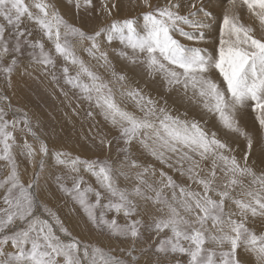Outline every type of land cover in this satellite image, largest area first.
<instances>
[{
  "label": "snow or ice",
  "instance_id": "snow-or-ice-1",
  "mask_svg": "<svg viewBox=\"0 0 264 264\" xmlns=\"http://www.w3.org/2000/svg\"><path fill=\"white\" fill-rule=\"evenodd\" d=\"M142 2L150 9L142 17L121 18L114 15L118 12L116 0H100L99 9L93 0H73L77 12L82 9L91 14L96 9L102 16L101 25L89 32L70 23L49 0H0V20L4 21L0 23V61L11 57L2 70L10 83L11 73L27 58L46 72L51 69L53 79H57V58L62 59L60 78L88 105L87 115L102 117L115 130L110 139L101 136L99 143L109 150L115 143L122 155L116 172L107 159L70 158L61 152L55 156L57 165L69 169L67 178L72 180L67 186L65 177L56 176L59 191L79 206L97 230L133 241L142 236V229L155 233L160 238L156 251L172 256V264H241L238 249L253 253L256 264H264V233L257 234L248 226L249 217H264V168L258 175L249 163L253 140L239 126V113L250 104L264 129V35H254L255 30L241 21L235 0H231L220 22L219 46L213 56L198 46L210 37L206 30L217 19L213 0L208 4L167 0L164 6L155 7L150 0ZM215 2L223 8L225 0ZM241 3L258 18L264 31V0ZM25 20L37 26L38 38L22 26ZM105 20L108 23H103ZM177 34L189 43H182ZM45 41L52 48H46ZM114 41L123 46L117 55L127 62L119 72L104 47ZM77 44L111 75V80H105L78 56ZM24 67L27 70L28 66ZM213 70L221 81L211 77ZM141 73L143 84L138 79ZM156 76L166 92L175 90L177 98L191 93L189 99L197 100L203 110L199 118H189L187 111L174 115L167 98H153L147 91V78L154 82ZM208 115L223 129L244 136L248 152L238 159L233 145L207 127ZM7 116L5 107L0 106V161L10 168L0 179V264H138L135 248L123 259L98 247L90 252L89 245L76 238H61L60 234L71 237V233L42 203L45 188L39 172L25 183L12 150L21 120V131L39 141L43 156L49 152L47 143L33 131L26 114L21 120ZM24 147L27 157L36 154L27 141ZM146 157L178 172L196 189L178 184L163 169L156 179L158 170ZM205 161L209 162L207 167ZM82 168L96 178L103 192L86 184L79 174ZM39 169H44L43 159ZM118 177H123L124 188L118 185ZM246 177L251 178V186L244 183ZM237 188L239 193L234 194ZM141 201L158 205L161 218L150 223L134 219ZM108 213L122 214L126 223L119 224L115 216L109 219ZM166 231L170 234L162 236Z\"/></svg>",
  "mask_w": 264,
  "mask_h": 264
},
{
  "label": "rangeland",
  "instance_id": "rangeland-1",
  "mask_svg": "<svg viewBox=\"0 0 264 264\" xmlns=\"http://www.w3.org/2000/svg\"><path fill=\"white\" fill-rule=\"evenodd\" d=\"M25 2L31 3V0H25ZM49 2L55 3L57 8L70 23L82 26L89 32H91V30L97 25H101L98 22L100 20L102 21V17H100L101 15L98 16L96 11V9H99L100 7V0H93L96 9H94L91 14L85 13L82 9L77 12L73 0H49ZM150 2L153 7L157 5L164 6L167 3V0H150ZM200 2L208 4V0H200ZM116 3L118 9L120 8L119 4H121V6L123 5V10L125 8L127 9L129 6L131 8L135 6L133 13L126 9L123 13L118 11L117 14L121 18H140L143 13L150 10L143 6L142 0H116ZM230 6L231 0H225L223 8L213 0L212 7L217 19L213 22V26L206 30L210 33V37L207 38L205 42L198 45L205 48L210 55H217L220 40V22L224 12L228 10ZM197 7H199V3H197ZM235 9L239 13L241 21L246 25H250L255 30L254 35L257 37L264 35V31L260 29L258 18L248 12L246 6L241 3V0H235ZM134 12H136V14H134ZM67 13H69L70 16ZM0 23H4V21L0 20ZM103 23H108V21L105 20ZM22 26L28 27V29L33 32L34 37H39L40 33L35 24L25 20L24 25ZM184 27L185 30H191L187 26ZM176 38L182 43H189L183 37L179 36V34L176 35ZM45 43L46 48H52L50 42L45 41ZM104 47L109 52V58L115 65L117 72H119L121 67L127 63L123 58L117 55L123 46L120 45L118 41H114L111 45L105 43ZM76 51L78 56L89 64L94 71L103 76L105 80L112 79L111 75L103 68L99 67L97 61L92 59L79 44L76 46ZM110 51L113 53L110 54ZM10 59L11 57H5L3 61H0V97H7V99H0V106L5 107L8 112V119L16 118L17 120H21V117L26 114L27 119L31 122L33 131L37 133L41 140L47 143L49 149L47 156H43V154L39 152V141H34L31 133L26 130L21 131V129L24 128L23 121L21 120V123L18 124L17 129L14 132L16 144L12 149L18 165V172L20 176L21 174L25 175L23 181L26 179V174H29L31 171L29 168L30 165L34 166V172L30 177L31 180L34 174L39 172L41 183L44 184L45 188V191L41 193V201L64 222L65 227L71 233V237L60 233L58 234H60L61 238L66 241L71 238H76L81 241L82 245H89L90 252L92 248L98 247L105 253L123 259H128V251L135 248L136 251L133 252V255L139 257L138 264H155L157 260L163 257V254L156 251L160 238L156 237L155 233H150L142 229V236L133 241L132 238L114 236L107 230H97V228L87 220V217L83 214L82 210H80L79 206L61 193L57 187L56 176L65 177L67 186H71L72 184V180L67 178L69 175V169L66 166L56 164L55 156L57 152L67 153L70 158L79 156L84 160L107 159L112 164L114 172L119 170L121 167L120 162L122 160V155L117 152L115 143H113L111 150L102 147L99 143L101 136L106 135L110 139L116 134L115 130L112 129L102 117L96 116L95 119H92L87 115L88 105L81 101L74 90L70 89L64 83L63 79L60 78V72L58 69L63 63L62 59L57 58V70L54 73L57 79H53V72L51 69L46 72L42 66H34L29 59L25 58L23 64L19 65L18 68L11 73L9 83V77L5 75L2 69L9 65ZM24 65L28 66L27 70H25ZM137 71L139 72L140 70L138 69ZM211 77L218 82L222 80L216 70L211 72ZM138 79L141 84L144 83L145 77L143 76V73L140 74ZM147 79H149V87L147 88V91L153 96V98H167L169 110L174 115L187 111V114L189 113V118L193 116L199 118L198 114H196V109L199 107L198 110L201 112H203V110L197 100L189 99L191 93H188L187 98L182 97L184 102H180L179 100H181V98H177L175 90L172 92L165 91L163 82L159 76L155 77L154 82L151 78ZM162 103L163 101H161V104ZM178 103H182L181 105L183 106L177 105ZM9 104L11 107H8ZM128 108L131 110V105H128ZM13 109L16 110L15 114L13 113ZM244 112L247 113L245 115L239 113V126L244 129L253 140V148L248 159L249 163L255 166L257 174L259 175L260 170L264 167V165L261 164V161H264V129L260 128L259 122L256 118L257 113L252 110L250 104L247 109L242 110V113ZM205 118L208 128L217 131L218 136L221 139H228L227 141L233 145L236 150L235 155L238 159L244 153L248 152L247 139L244 136L223 129L222 126L219 125V122L210 115ZM203 122L204 121H202V123ZM25 141L32 144L35 149L36 154L32 158L27 157L25 154ZM41 159L44 161L43 171H40L39 169ZM145 159L148 162L155 164V167L158 170L156 179H159V170L163 169V171L172 176L178 184L190 185L192 188L196 189V185L191 184L190 181L185 177H182L173 169L152 160L151 157H146ZM21 163L26 165L25 168L21 167ZM203 163L205 167L209 165V162L207 161ZM26 167L27 173L25 172ZM0 169H3V173H0V179H2L3 175L6 174L10 168L5 167L4 161H0ZM79 174L84 177L86 184H90L93 188L100 190L101 192L104 191L91 173L84 171L82 168ZM45 180L47 183H45ZM250 181L251 178L246 177L244 179L245 184L250 185ZM117 183L121 188L125 187L123 177H118ZM84 186L85 184H82V187ZM238 193L239 189L237 188L234 194ZM2 195L3 191L0 190V197H2ZM90 199L94 201L95 197L91 196ZM140 204L144 209L139 206L138 215L133 217L134 219H141L145 223H150L153 219L161 218V214L157 211V208L159 207L158 205H155L151 201H141ZM149 206L151 208H149ZM113 216H115L119 224L126 223L122 214L120 216H116L115 213L107 214L109 219ZM250 219L251 221L249 222L251 223L253 221V223H249L250 225L248 226H251L256 231H260L262 227H264V217L257 216L255 219L253 218L256 222H254L251 217H249V220ZM165 234L170 233H167L166 231V233L161 235L163 236ZM7 250L11 251V246H8ZM244 252L243 249L237 250V259L241 264H256L255 255L251 252ZM169 258L171 260L168 264H172L173 257L169 256ZM181 259L185 260L186 257H181Z\"/></svg>",
  "mask_w": 264,
  "mask_h": 264
},
{
  "label": "crops",
  "instance_id": "crops-1",
  "mask_svg": "<svg viewBox=\"0 0 264 264\" xmlns=\"http://www.w3.org/2000/svg\"><path fill=\"white\" fill-rule=\"evenodd\" d=\"M25 166L26 165H24V164H22L21 163V167H24L25 168ZM29 168L31 169V171H30V173L28 174L27 173V167H26V170H25V172L27 173L26 174V179L24 180V182L26 183L27 181H30L31 179H30V177H31V175H32V173L34 172V166L33 165H30L29 166ZM21 172H22V170H21ZM23 173V172H22ZM27 175H28V177H27ZM25 177V175H23V174H21V179L23 180V178ZM141 203V202H140ZM141 205V204H140ZM140 208H143V206H140ZM149 208H151L150 206H149ZM144 209V208H143ZM146 213V212H145ZM252 230H254L255 232H257V234H261V233H264V227H262V229L260 230V231H256L254 228H252L251 226H249ZM170 258H169V256H167V257H165V256H163L161 259H159V260H157V262H155V264H168L169 262H170Z\"/></svg>",
  "mask_w": 264,
  "mask_h": 264
},
{
  "label": "bare ground",
  "instance_id": "bare-ground-1",
  "mask_svg": "<svg viewBox=\"0 0 264 264\" xmlns=\"http://www.w3.org/2000/svg\"><path fill=\"white\" fill-rule=\"evenodd\" d=\"M128 4H130V3H128ZM119 5H120V8L118 9V11L121 12V13H123V11H124L126 8L123 10V9H122V6H123V5H122V6H121V4H119ZM134 7H135V6H134ZM134 7L131 8V7L129 6L126 10H128V11L131 12V13H133V11H134ZM117 13H118V12H117ZM117 13H116V14H117ZM67 14L70 16L69 13H67ZM116 14H115V15H116ZM134 14H136V12H134ZM117 15H118V14H117ZM98 16H99V15H98ZM73 17H74V16H73ZM100 17H102V16H100ZM67 18H68V17H67ZM73 19H74V18H73ZM98 21H99V20H98ZM98 23L101 24L102 21L100 20ZM112 53H113V52H112ZM112 53H111V51H110V54H112ZM157 80H158V79H157ZM156 90H157V89H156ZM159 92H160V91H159ZM189 95H190V94H189ZM183 98H184V97H183ZM183 98H181V100H179V101H180V102H184V101H183V100H184ZM186 98H187V96H186ZM182 99H183V100H182ZM186 100H187V99H186ZM186 100H185V101H186ZM188 100H189V99H188ZM194 100H195V99H194ZM189 101H190V100H189ZM191 101H192V100H191ZM193 103H194V101H193ZM181 104H182V103H181ZM181 104L178 103L177 105H181ZM183 104H184V103H183ZM189 104H190V103H189ZM194 105H195V104H194ZM181 106H183V105H181ZM184 106H185V105H184ZM248 106H249V105H248ZM248 106H245L243 109H247ZM190 108H191V107H190ZM192 109H193V108H192ZM192 109H191V110H192ZM198 109H199V107L196 109V114H198V116H200V114H202V112H201L200 110H198ZM243 109H242V110H243ZM242 110L240 111L241 115H245L247 112L242 113ZM248 110H249V109H248ZM194 111H195V109H194ZM188 114H189V113H188ZM192 114H193V113H192ZM193 115H194V114H193ZM196 116H197V115H196ZM205 117H206V116H205ZM209 118H210V117H209ZM205 119H206V118H205ZM210 120H211V119H210ZM207 121H208V119H207ZM219 125H220V124H219ZM96 133H97V132H96ZM227 140H228V139H227ZM255 163H256V162H255ZM255 163H254V164H255ZM263 168H264V167H263ZM169 171H170V170H169ZM233 208H234V207H233ZM251 218H252V217H251ZM252 219H253V218H252ZM254 219H255V218H254ZM254 219H253V220H254ZM256 219H258V218H256ZM249 221H251V219H250ZM254 222H256V221L254 220ZM249 223H250V222H249ZM251 223H253V221H252ZM251 223H250V224H251ZM257 223H258V222H257ZM250 224H249V225H250ZM255 226H256V225H255ZM258 229H259V228H258ZM244 253H245V252H244ZM248 253H249V252H248ZM249 255H250V254H249ZM250 257H251V256H250Z\"/></svg>",
  "mask_w": 264,
  "mask_h": 264
}]
</instances>
